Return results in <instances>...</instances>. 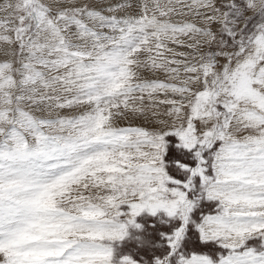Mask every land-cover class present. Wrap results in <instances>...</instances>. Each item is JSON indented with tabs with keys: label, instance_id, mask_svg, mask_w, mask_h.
Segmentation results:
<instances>
[{
	"label": "snow or ice",
	"instance_id": "obj_1",
	"mask_svg": "<svg viewBox=\"0 0 264 264\" xmlns=\"http://www.w3.org/2000/svg\"><path fill=\"white\" fill-rule=\"evenodd\" d=\"M0 264H264V0H0Z\"/></svg>",
	"mask_w": 264,
	"mask_h": 264
}]
</instances>
